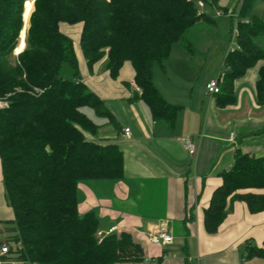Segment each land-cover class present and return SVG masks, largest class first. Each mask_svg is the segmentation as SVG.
<instances>
[{"label": "trees", "instance_id": "obj_1", "mask_svg": "<svg viewBox=\"0 0 264 264\" xmlns=\"http://www.w3.org/2000/svg\"><path fill=\"white\" fill-rule=\"evenodd\" d=\"M25 2L0 0V100L8 103L0 108V161L5 198L13 210V219L6 222L12 225L7 241L20 242L16 259L25 264L141 260L142 246L130 233L99 240L97 215L78 211V183L121 179L124 159L117 143L86 136L97 134L99 125L84 108L101 118L111 114L86 84L76 83V44L63 26H80L78 44L89 72L107 58L109 74L116 78L130 62L142 89L136 94L155 121L173 128L181 106L168 103L155 86L154 65L165 66L173 45L189 29L214 20L199 13L194 0H35L28 28L25 24L26 46L15 54ZM254 3L238 0L232 12L240 50L226 53L217 77L221 106L234 102L235 82L264 60V20L256 15L247 19ZM65 67L67 74L61 75ZM258 75L256 97L264 106V65ZM221 177L204 209L210 234L219 230L235 200L245 202L251 213L264 211V192H257L264 190V157L238 149ZM246 257L264 259V241L261 247L248 246Z\"/></svg>", "mask_w": 264, "mask_h": 264}, {"label": "crops", "instance_id": "obj_2", "mask_svg": "<svg viewBox=\"0 0 264 264\" xmlns=\"http://www.w3.org/2000/svg\"><path fill=\"white\" fill-rule=\"evenodd\" d=\"M63 30L75 40L82 82L111 114L108 118L98 117L94 111V118L88 115L99 129L86 136L113 141L123 152L121 179L78 183L80 215L94 212L100 230L116 227V233L128 232L142 246L141 260L117 264H264L261 257H246L248 246L263 244L264 211L251 213L245 202L235 200L214 234L205 230L203 220L204 209L222 182L221 173L232 167L237 150L264 157V106L256 97L258 71L264 60L235 82V100L225 106L205 90L206 83L219 76L225 56L212 74L203 75V64L192 66L186 61L177 66L179 75L169 74L163 85L153 74L165 100L181 106L175 126L169 128L152 118L149 106L136 94L130 62H125L116 78L109 74L107 58L89 72L78 44L80 26L64 25ZM193 49L188 51L190 55L196 54ZM196 68L199 74L195 75ZM125 127L131 128L130 137L123 135ZM189 135L198 144L196 158H191L182 144V138ZM4 191L0 161V242L12 234L7 231L12 225L6 222L13 219V210ZM161 222H166L174 235V242L167 246L147 239V232ZM187 257L193 258L192 263Z\"/></svg>", "mask_w": 264, "mask_h": 264}, {"label": "rangeland", "instance_id": "obj_3", "mask_svg": "<svg viewBox=\"0 0 264 264\" xmlns=\"http://www.w3.org/2000/svg\"><path fill=\"white\" fill-rule=\"evenodd\" d=\"M211 1L213 0H210V2ZM215 1L216 7H219V10H225V8H228L227 13L223 16H217L216 11L218 10V8L215 7L214 3H205L203 11L214 20V23L201 21L200 23L193 26L188 30L182 40L176 42L173 45L171 54L165 61V68H162L158 64L154 65L153 74L156 75L157 83H159V85H163V81L168 80L169 74L175 73V76H178L179 74H177L176 68L180 63H183L184 61L191 64L192 66L203 64V75L205 73H214V71L219 69L222 62V57H224L228 52L231 46V41H233V44L235 45L238 44L237 36H235V30L237 29V17L236 13H232L233 7L235 6L237 0ZM254 15L259 16L264 20V2H262L261 0H255L253 9L248 14L247 19L251 20ZM24 29L25 20L22 32L24 31ZM22 32L18 44L23 38ZM190 49L196 50L197 55H190L188 53ZM15 54H17V52ZM190 57L192 59H190ZM196 69L197 71H195V75L199 74V69ZM66 74L67 70L65 67L63 68L61 75ZM83 110L91 118H94V112L92 109L86 107ZM17 264L25 263L19 261L17 262Z\"/></svg>", "mask_w": 264, "mask_h": 264}, {"label": "built area", "instance_id": "obj_4", "mask_svg": "<svg viewBox=\"0 0 264 264\" xmlns=\"http://www.w3.org/2000/svg\"><path fill=\"white\" fill-rule=\"evenodd\" d=\"M199 13H203V8L205 6L204 0H194ZM226 13L223 10H217L216 15L217 16H223ZM235 36H237V29L235 30ZM234 42L231 41V46L228 51H235L240 50V45L233 44ZM76 83H83L81 78L76 80ZM132 86L134 87L135 91L137 93H141L142 89L140 86L133 81ZM206 93L209 95H216L220 92V86L218 78H212L210 79L206 85H205ZM36 93H42V89L35 88ZM8 103L5 101L0 100V108L7 106ZM122 133L125 137H130L132 135V130L130 127H125L122 129ZM182 144L183 147L187 150L191 158H196L198 154V144L195 141L194 137L189 135L182 138ZM116 227H111L107 231L104 230H98L96 233V236L99 240H101L103 237L112 234L116 231ZM147 239L150 243L160 246H167L174 242V235L172 233L171 227L166 222H161L154 228L150 229L147 232ZM21 245L20 242H13V241H7L5 239L4 241L0 242V264H17V255L18 250L20 249ZM175 256V254H173ZM187 261L192 263L193 258L187 257ZM195 264H200L199 261H197Z\"/></svg>", "mask_w": 264, "mask_h": 264}, {"label": "bare ground", "instance_id": "obj_5", "mask_svg": "<svg viewBox=\"0 0 264 264\" xmlns=\"http://www.w3.org/2000/svg\"><path fill=\"white\" fill-rule=\"evenodd\" d=\"M33 4H34L33 0H27L26 3H25L24 20H25V24L27 25V28H28V25H29V17H30L31 11L33 9ZM27 28L24 29V31L22 32L23 38H22L21 42L19 43V45L16 48L17 54L19 52H21L22 50H24V48H25V37H26Z\"/></svg>", "mask_w": 264, "mask_h": 264}, {"label": "water", "instance_id": "obj_6", "mask_svg": "<svg viewBox=\"0 0 264 264\" xmlns=\"http://www.w3.org/2000/svg\"><path fill=\"white\" fill-rule=\"evenodd\" d=\"M27 1V0H26ZM35 0H33L34 2ZM26 3V2H25ZM24 15H25V5H24V12H23V19H24Z\"/></svg>", "mask_w": 264, "mask_h": 264}]
</instances>
